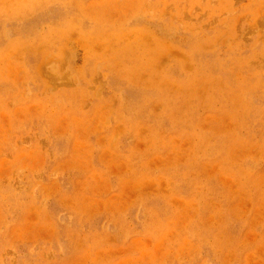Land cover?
I'll return each mask as SVG.
<instances>
[{
	"label": "rangeland",
	"instance_id": "rangeland-1",
	"mask_svg": "<svg viewBox=\"0 0 264 264\" xmlns=\"http://www.w3.org/2000/svg\"><path fill=\"white\" fill-rule=\"evenodd\" d=\"M0 264H264V0H0Z\"/></svg>",
	"mask_w": 264,
	"mask_h": 264
}]
</instances>
